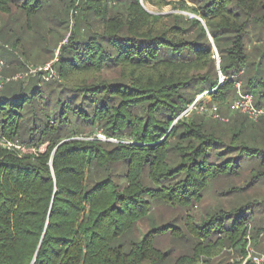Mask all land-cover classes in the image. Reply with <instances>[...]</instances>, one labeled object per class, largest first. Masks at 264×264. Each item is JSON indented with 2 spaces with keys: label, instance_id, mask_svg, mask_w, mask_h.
<instances>
[{
  "label": "trees",
  "instance_id": "16d2710c",
  "mask_svg": "<svg viewBox=\"0 0 264 264\" xmlns=\"http://www.w3.org/2000/svg\"><path fill=\"white\" fill-rule=\"evenodd\" d=\"M170 4L0 0L2 75L65 29L45 49L56 79L0 90V264H211L264 248V118L188 110L203 93L222 110L237 82L264 90V0L147 9Z\"/></svg>",
  "mask_w": 264,
  "mask_h": 264
},
{
  "label": "rangeland",
  "instance_id": "374dc122",
  "mask_svg": "<svg viewBox=\"0 0 264 264\" xmlns=\"http://www.w3.org/2000/svg\"><path fill=\"white\" fill-rule=\"evenodd\" d=\"M167 1L170 2L171 4L165 6V7L161 8V9H156V8L149 7V6L147 7V9L152 14L175 13V14H183V15L189 16L188 15L189 14L188 12L183 11V10H180L178 6L176 8H174V5H178V3L181 0H167ZM187 4L188 5H191L190 2H187ZM190 17H193V15H191ZM3 22H9V19H7V16L6 15L3 16ZM64 32H65V29L63 27H61V28H59L57 30V33L56 34L46 36V39H47L48 42H47L46 45L43 46V47L46 46L44 48V51L43 52H40L39 47H36L33 44H29V43L25 44L26 54H27V58H26L27 61H26L25 64L27 65V69L28 68H38V67H42L46 63H49L50 62V59L46 57V50L47 49L48 50H51L55 46V44L57 43L56 41H58L57 40L58 34L64 33ZM65 41L66 40L59 41L58 43L60 45H62L63 43H65ZM213 53H215L213 57L216 59V62H217V60H219V58L217 57L216 50L213 49ZM15 54H18V56H19V53L16 52ZM2 58L4 60H6V59L9 58V56H8V54L3 53L2 54ZM46 59H48V60L44 62V60H46ZM23 60H24V58H22V57L19 58V61L20 62H23ZM17 67L18 66L16 65V67L14 69H11V70H10V68H7L6 70L7 71L9 70L8 74L6 76L5 75H2V77L3 78H5V77L8 78L11 75H13V77H14L16 75H22V74H24V73L27 72V71H23V70L19 69V67L18 68ZM5 68H6V66H5ZM2 72H4V71H2ZM221 77H225V76H222L219 73V78H221ZM209 102H210V99L208 98L207 93H203L202 95L197 96V98L195 99L194 103L188 108V110L191 113V111L195 107L193 105L194 104H197L198 106L196 108H197V111L198 112H200L202 114H205L207 117H210L213 120H218V121H222V122H225V123L229 121V119L231 118V116H235L234 114L229 113V111L227 109L229 107V104L231 103V101L225 103L222 110H220L216 105H212L210 107L209 106ZM202 107H204V111L203 112L200 111V109ZM257 121H254V122H257ZM99 137L100 138H103V136H101V135H99ZM43 149H44V147L41 148V151ZM25 151L26 152H31V150H25L24 149V152ZM260 195H263L264 196V190L262 192L260 191ZM250 248L254 252H256V253H264V248H262V246H261L260 243L258 245H255V246L252 243H250ZM233 261H241V264H243V262L245 261V259L243 257L239 256L235 252L234 249H232V248H226L222 254H220L217 258H215V259H213L211 261V264H223L224 262L232 263Z\"/></svg>",
  "mask_w": 264,
  "mask_h": 264
},
{
  "label": "built area",
  "instance_id": "2783aa9c",
  "mask_svg": "<svg viewBox=\"0 0 264 264\" xmlns=\"http://www.w3.org/2000/svg\"><path fill=\"white\" fill-rule=\"evenodd\" d=\"M57 61V56L51 60L49 63H46L42 67L38 68H29L28 71L22 75H16L11 78V80H19L26 78L30 74H35L40 71H44V79L46 81L54 80L57 78L56 72L53 68V62ZM5 67V62L3 59L0 58V90L4 84L5 81H8L10 79H4L2 77V71ZM226 77L220 78V83L223 82V80ZM236 87V98L231 101L229 104V109L234 114H239L246 116L250 121H257L261 118H264V90L263 91H250V92H243L241 90V83L237 82L235 83ZM258 101L259 105H256V102ZM194 104L193 106H195ZM195 109V107H194ZM201 112L204 111V107L200 109ZM5 146L10 148H19L11 143H4ZM245 261L243 264H264V253H256L250 248V244H248L246 249V256L244 257Z\"/></svg>",
  "mask_w": 264,
  "mask_h": 264
},
{
  "label": "water",
  "instance_id": "95a60500",
  "mask_svg": "<svg viewBox=\"0 0 264 264\" xmlns=\"http://www.w3.org/2000/svg\"><path fill=\"white\" fill-rule=\"evenodd\" d=\"M202 25L204 26L203 22H202ZM209 39H210V41L212 42L211 37H209ZM213 47H214V46H213ZM213 49L215 50V48H213ZM218 63H219V60H217V65H218Z\"/></svg>",
  "mask_w": 264,
  "mask_h": 264
}]
</instances>
